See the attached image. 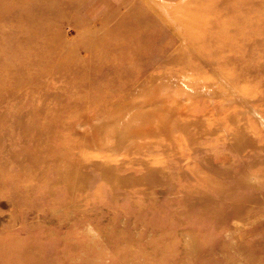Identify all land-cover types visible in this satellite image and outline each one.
<instances>
[{"label":"rangeland","instance_id":"obj_1","mask_svg":"<svg viewBox=\"0 0 264 264\" xmlns=\"http://www.w3.org/2000/svg\"><path fill=\"white\" fill-rule=\"evenodd\" d=\"M39 1L56 11L28 44L25 7L0 14V48L8 33L16 48L0 50V136L16 112L46 126L76 183L3 163L1 136L0 264H264V1ZM177 16L198 35L222 24L215 58L172 62ZM13 55L30 75H9ZM8 140L16 160L42 148Z\"/></svg>","mask_w":264,"mask_h":264},{"label":"bare ground","instance_id":"obj_2","mask_svg":"<svg viewBox=\"0 0 264 264\" xmlns=\"http://www.w3.org/2000/svg\"><path fill=\"white\" fill-rule=\"evenodd\" d=\"M11 1H13V3H17L20 4L22 7H25L24 9H22L20 12L18 13H23L24 11V15L27 16L25 17L24 21L22 19L21 22H19V20L16 21V28L23 30V32H25L26 30H30L28 32V35L23 36L22 38L25 39V43L28 44L29 40L34 38V37H40L39 35H41V33L45 30V26L47 25L46 21H43V16H47V14L53 15V12L56 11V6H49L51 9H47L45 13V7L47 6L46 3L39 1V0H0V14L3 17H11L14 14L17 13H13V5H10ZM149 2V0H147ZM264 1V0H263ZM152 2V1H151ZM262 3V2H261ZM48 7V6H47ZM150 7L151 9V13L158 15L159 18L161 19H165V21H169L170 17L169 14L166 12H159V3L157 4L156 2L153 3H148V8ZM234 7L233 4H231L230 9ZM258 8H262V5H258ZM58 9V6H57ZM158 9V10H157ZM246 9V8H245ZM158 11V13H155L153 11ZM229 9L226 8L225 12L228 11ZM51 11V12H49ZM230 11V10H229ZM246 11H248L246 9ZM260 12V10H258V13ZM229 15V20L231 22H233V24H239L240 26H245V23L238 20L237 18H235L234 16H232V14H228ZM157 16V17H158ZM52 17V16H51ZM176 21H174L172 23V21L169 23L172 28L176 29L177 35L179 37H181L184 41H185V45L181 48L178 49V51H175L174 54L175 56L173 57V55L170 57V59L172 60L173 63L176 62H181L183 63V60L186 59V56H188L189 60H194L197 59V57L200 59L201 55H207L209 56L208 58H215V56L217 55V52H220L221 50H218L216 45L215 47L211 45V43L216 44L217 42V38L216 36L221 33L224 28H222V24L220 23H215V26L211 29V31H202L199 35L195 33V31L193 30H189L186 28H181L179 23H180V19L177 18L175 19ZM145 23H147L148 25L150 24L148 17L144 20ZM19 23V24H18ZM237 31V30H236ZM13 33H16V30L12 31ZM38 34V36H37ZM235 34V33H234ZM216 35V36H215ZM2 36L6 37L8 39V41H10L11 38H14V34L8 33V34H3ZM235 36H237V34H235ZM148 38H145V41ZM261 43L262 45H264V37L261 38ZM6 39L5 41L2 43V47L0 48V50L4 49V51H6L7 53H15L14 51L16 50V48L13 45L8 44V42ZM208 42L210 43L209 47H206L208 45ZM26 50L30 49V44L25 47ZM206 48V49H205ZM217 49L218 51H215L214 49ZM236 49V48H235ZM67 52H69V54H71V50L66 49ZM208 50V51H207ZM234 50V49H231ZM153 51V50H152ZM151 49H149V51H139L137 53H135L136 57H140L143 58L145 60L146 64H151L152 59L151 57H148L151 53H152ZM207 54H205V53ZM234 53V51L232 52ZM63 54V51L62 53ZM23 57V61L25 60L24 56ZM164 58L163 56L161 57V59ZM217 58V57H216ZM12 59V63L10 66L9 71L10 72V76L12 74V76H17L18 72L19 74L25 73L27 76L30 75V72H28L26 69H22V64L23 62L20 60V57L18 56H11L9 58V60ZM262 60V61H261ZM29 61V60H28ZM26 61V63H31L30 61L28 62ZM260 63L257 64V68L258 69H264V55L261 56V59L259 60ZM41 62H37V64H39ZM189 64L191 63V61L188 62ZM20 64V65H18ZM36 64V65H37ZM61 65H65V63H62ZM224 67V66H223ZM19 68V69H17ZM149 68V67H148ZM65 71V70H63ZM244 71H247L246 69H244ZM36 73H40L38 71H36ZM239 73V71H238ZM241 74L243 72H240ZM23 76V75H20ZM20 78L19 76H17V79ZM157 78H155V76L150 77L149 81L153 82L155 81ZM226 85V84H225ZM228 86V85H227ZM147 115V114H146ZM142 116V115H141ZM14 121H17V127L16 130H6L5 132H3L2 138H5L3 140L5 146H6V153L4 155L3 158V163L5 164H13L15 162V164H17L21 169H23L25 172L31 171L34 168V164L32 162H46L49 165H54L55 170L57 171L59 177H60V181L61 182H66V181H71L70 185L73 187L74 183H76V176L74 174V172H70L68 171V169H70L71 166H68L64 169L60 168V166H62L64 164L63 161V156H61L56 150H53L47 143H45V135H46V131H45V127L46 126H41L39 128H33L29 125V123L26 120V115L23 114L22 112H16V116L13 117ZM12 118V119H13ZM9 118L3 116H0V122L3 124H8L7 120ZM153 122V121H152ZM151 126V124H150ZM14 133L15 136H18L21 140H25V139H32L35 142H37L39 145L42 144V148L41 149H33V151L30 153L31 156H27V159L24 158L23 160H16L15 159V154L17 152V148L16 146L13 144V141H9L8 137H10L11 133ZM0 136V140L2 139ZM7 136V137H6ZM36 146V145H35ZM37 148V147H36ZM10 168V167H9ZM73 170V169H71ZM63 180V181H62ZM184 237V236H183Z\"/></svg>","mask_w":264,"mask_h":264}]
</instances>
